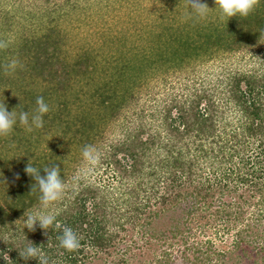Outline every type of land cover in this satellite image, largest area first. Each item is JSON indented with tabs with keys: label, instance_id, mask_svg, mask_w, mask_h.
I'll return each instance as SVG.
<instances>
[{
	"label": "trees",
	"instance_id": "trees-1",
	"mask_svg": "<svg viewBox=\"0 0 264 264\" xmlns=\"http://www.w3.org/2000/svg\"><path fill=\"white\" fill-rule=\"evenodd\" d=\"M31 1L45 11L29 10L27 31L21 32L16 12L0 0V100L6 92L8 110L27 111L30 122L38 97L49 105L43 127L31 125L29 131L17 118L13 131L0 137V250L8 252L11 264H40L38 258L19 255L29 243L43 249L49 264H264V63L259 56L264 54V0H257L247 17L229 19L214 8L215 0H204L209 14L199 23L188 14L190 0H174L177 13L174 7L160 14L161 29L150 41L155 48L143 53L133 48L129 58L98 53L96 43L84 38L71 49V34L62 22L70 13H86L78 0ZM58 1L62 11L52 12ZM238 51L251 53L263 68L251 69L247 63L241 70L225 71L219 100L198 92L191 102L176 106L178 116L173 107L164 114L157 134L135 128L126 143H114L101 154L100 161L120 174L119 193L110 185H91L82 176L74 180L80 168L70 166L65 152L84 139L85 146L98 148L97 137L102 141L107 133L97 129V121L104 125L108 115L119 116L131 105L139 94L138 82L149 81L154 64L175 59L181 66L189 57L231 62ZM18 59L23 63L16 72L10 65ZM108 109L106 117L94 119V111ZM226 121L234 124V132L242 131L223 143L228 126L219 129L216 123ZM50 132L54 141L40 145ZM144 134L149 138L143 139ZM162 135L169 146L159 144ZM30 161L40 176L46 175L45 168L59 167L66 189L47 211L76 230L79 250L61 248L62 229L55 226L44 229L37 221L34 230L24 228L25 212L41 207L38 181L25 171ZM0 264H6L2 257Z\"/></svg>",
	"mask_w": 264,
	"mask_h": 264
},
{
	"label": "rangeland",
	"instance_id": "rangeland-1",
	"mask_svg": "<svg viewBox=\"0 0 264 264\" xmlns=\"http://www.w3.org/2000/svg\"><path fill=\"white\" fill-rule=\"evenodd\" d=\"M15 1L3 0L6 8H9L11 12H16L17 15L14 17L19 22L18 24L23 27L19 30L21 32L27 31L26 26L28 25H26L24 22L26 21V16L28 15L29 10L35 12L40 10V12H43L45 11V8H41L37 2L33 3L31 0ZM78 1L81 6L87 7V10L85 9L86 13L80 15H71L70 13L68 18L64 19L62 22V26L67 27L71 34L70 40L73 41H70L71 49L78 48L75 44L78 42L79 38H84L87 39L84 41L86 43L88 40L96 43V47L99 49L98 53L104 55L103 51H105V54H109L111 57H133V48L141 53H143L145 50L152 51L155 48V45H151V37L153 36V33L158 32L157 30L161 29L160 25L162 18L160 17V14L163 13V9L175 7L174 13H177L178 9L174 0ZM58 2L59 3H56L57 5H53L50 9L52 12L56 11L55 13H58V11H62L61 2ZM100 2L102 4H100ZM91 4L93 5V9L89 10L88 6H91ZM188 4L189 3H186V6H188ZM65 8H72V6L68 5ZM178 14L183 16L182 10H180V13ZM192 18L197 19L198 23L205 20L198 17ZM15 31L18 32V29ZM15 35L17 36V33H15L14 36ZM14 36L11 35V39L15 41ZM18 42L21 43V39H18ZM133 45L134 47H132ZM67 46H69V44ZM106 47L109 48L106 49ZM247 52L248 51L236 52L234 56L232 55L231 62L227 61L221 63L223 60H218L207 63L206 61H200L201 59L195 60L192 59L194 57H189L181 66L179 65V60L177 62L175 59L173 62H167L163 65L161 63H158L157 65L154 64L152 69H148L149 81L138 82L139 85L137 91L139 94H137V96L140 99L138 100V97L136 96L137 98H135L131 105H126L119 111V116L113 117L111 119L108 115V122L106 121V123L103 125L102 121H99L98 119L103 115L106 117L107 115L105 114L110 112V109L100 112L94 111L93 117L95 120H98L97 125L100 124L97 126V129L101 127V129H105V133H107L106 138L102 141L99 138L100 136L97 137L98 140H100L97 143V149L100 154L99 162L95 165H89L84 161L82 157V150L85 147V139L83 142L81 141V143H78L77 146H70L69 150L71 151L67 154L65 152L64 155L66 161H69L70 157L72 159L70 166H72V168L79 166L80 171L77 172V175L79 174L82 176L89 184H95L100 188H105L106 185H110L111 190L116 191L117 187L121 185L119 184L120 174L115 175L116 173L112 171L113 166H107V164H103V160L100 161L102 156L101 154L104 152L107 153V151L111 149V145L114 143H118L119 145L126 143L128 141L129 131L135 128H137L139 131L145 129L147 132H154L157 134V130H162L161 122L162 119L165 118V115H167L169 109L173 107L171 108L173 116H178V109L176 106H179L183 103L186 104L187 101L191 102L196 97L195 94L198 92H201L203 95L214 96L218 99V96L220 95L219 93L224 87V85H221V82L222 78H224L223 75H225V71L230 72V70H233L236 67L241 70L244 66H246L247 63H249V66L252 69L259 66L260 62L264 63V54L262 52H257L261 58L260 62L257 63L253 62L251 58L252 54H246ZM172 58H174V56H172ZM67 59L71 60V57H68ZM237 60H239L240 63H238ZM16 61H18V63L14 70L18 71V67H21L20 65H22L23 62H20L19 59ZM149 63H152V59L149 60ZM11 67L12 63L10 65V68ZM259 67L263 68V65L260 64ZM8 70L9 69H6L7 73ZM15 71L13 72L14 74L17 72ZM38 81L41 80L39 79ZM16 84L17 88L18 82H16ZM127 85L128 84H126V86ZM11 90L14 91L15 87H12ZM12 96L17 97L18 94L12 92ZM71 96L72 94H70V97ZM85 98H88V96H85ZM207 98L208 97H205L204 101H202L201 107L205 106ZM90 99L91 98L87 99V101L89 102ZM0 102L6 103L7 106L9 105L7 103L8 94H6V92L4 99L0 100ZM134 104L137 105L136 107H138L136 112L133 110ZM159 111H162L161 116L158 114ZM232 124L233 123H231V121H226L225 123H216V126L219 129H223L224 127L228 126L227 129L229 134L222 137L223 143L227 142L229 139H233V135H235V133L239 134L242 131L239 127L237 128V131L234 132L231 126ZM229 136L230 138H228ZM148 138L149 135H143V139ZM160 138L163 140L162 143L160 142L159 144H166L169 146L168 137L166 138L165 135H162ZM191 139L196 140V136L192 135ZM220 139V137H217V141ZM52 141H54L53 134L50 132L40 138V145L49 146ZM7 149L8 151L10 150L8 147ZM119 157L123 159V162H126L124 159V153H120ZM77 185L78 184L75 186ZM117 192L119 193L120 191L117 190ZM175 209L177 208H174V210ZM180 211L181 209L177 210L179 213ZM167 219H169V217H167Z\"/></svg>",
	"mask_w": 264,
	"mask_h": 264
},
{
	"label": "clouds",
	"instance_id": "clouds-1",
	"mask_svg": "<svg viewBox=\"0 0 264 264\" xmlns=\"http://www.w3.org/2000/svg\"><path fill=\"white\" fill-rule=\"evenodd\" d=\"M256 4L257 0H215L216 6L214 8L218 6L221 17H227L229 19L238 15L247 17L253 11ZM209 9L210 7L204 0H190V10L188 14L203 19L208 16ZM17 63L18 61L13 60L12 67L15 68ZM48 111L49 105L42 96L38 97L37 109L35 114L32 115L30 122L29 113L27 111L17 114L14 110L9 111L6 103L0 102V137L8 135L13 131L17 124V118L21 124L29 125V131L32 130L31 125H35L37 128L43 127V117ZM82 157L87 164L95 165L99 162L100 154L95 146L86 145L82 150ZM25 171L29 175L34 176L36 181H38L40 193L39 202L41 207L33 212H25L26 219L23 220L24 228L27 227L29 230H34L37 221H39L44 229L55 226L57 229H62L58 237L60 247L69 252L79 250L81 247V237L76 230L71 226L61 224L57 219V214L47 211L54 202L62 199L66 189V183L64 179L61 178L59 167L57 166L51 169L45 168L46 175L40 176L39 169L30 161ZM79 179H81L79 174L74 177L75 181ZM15 235L16 232L13 231L12 236L14 237ZM11 238L12 237H9V239ZM0 252L3 253L0 257L3 258L6 264H11L13 260L9 257L8 252L3 250H0ZM19 255L24 259L38 258L40 264H49L48 257L43 249L32 243L27 244L23 250H19Z\"/></svg>",
	"mask_w": 264,
	"mask_h": 264
}]
</instances>
